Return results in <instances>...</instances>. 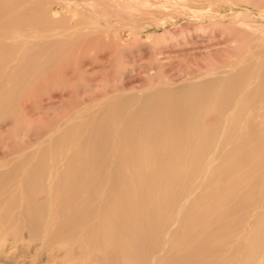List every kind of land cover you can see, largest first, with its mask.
<instances>
[{"label": "bare ground", "instance_id": "bare-ground-1", "mask_svg": "<svg viewBox=\"0 0 264 264\" xmlns=\"http://www.w3.org/2000/svg\"><path fill=\"white\" fill-rule=\"evenodd\" d=\"M175 1L0 0V248L27 229L64 264L98 241L139 264L231 242L238 264H264V19ZM182 17L196 26L168 31ZM241 189L232 224L218 206Z\"/></svg>", "mask_w": 264, "mask_h": 264}, {"label": "rangeland", "instance_id": "rangeland-1", "mask_svg": "<svg viewBox=\"0 0 264 264\" xmlns=\"http://www.w3.org/2000/svg\"><path fill=\"white\" fill-rule=\"evenodd\" d=\"M136 1V0H134ZM219 0H214L215 4L218 3ZM253 1V2H252ZM259 0H231L233 7H226V6H218V5H213L215 7H207V6H203V5H198L196 3L187 1V0H180V1H175L174 3L178 4L180 7H185L188 8L192 11H203L206 10V13H213L214 14H219V15H227L228 13H233L234 11H239V10H244L247 11L248 13H251L252 15H254L258 20L262 21L264 19V0H261L259 2H257ZM241 2V3H239ZM243 2V3H242ZM245 3V4H244ZM258 5H257V4ZM260 3V4H259ZM129 5H132L130 3H128ZM126 6H129V5ZM255 4V5H254ZM109 5H113L111 7H114V4H110ZM124 5V4H123ZM122 5V7H123ZM124 5V6H125ZM126 6L124 8H126ZM100 10H102V5H99ZM99 7H96L98 10ZM144 7V6H143ZM128 8V7H127ZM144 9V8H142ZM63 10V9H62ZM60 10V11H62ZM122 11H118V12H122V14H124L123 16H125V19H129L128 17H130L128 14L129 13H135L140 10L134 11L132 12V10H130L129 8L127 10H129L127 12L126 9H121ZM126 10V11H125ZM154 10V9H153ZM157 9H155L156 11ZM167 10V9H164ZM169 11H163V8H158L157 12L162 15V16H166V15H174L176 12L175 10L173 11L172 9H168ZM162 11V12H161ZM149 13V11H148ZM121 14V16H122ZM74 16V15H73ZM79 17L86 19L88 18V16L85 13H79ZM122 19H124L123 17H121ZM121 21V19H120ZM193 20H189L187 21L184 17L182 18H178V23L176 25H172L170 24L168 26V31H176L177 33H182L184 34L185 30L187 27L188 29H192L194 26H196V24ZM209 22L207 21L205 24H208ZM185 24V25H184ZM187 24V25H186ZM228 22L225 20H219L216 21L215 23L210 24V26L212 27H216L217 29H224L226 28V34L223 35L224 37H222V35L217 31L215 33V37L214 39L217 40L216 44L223 43L220 47L224 46V42L222 41V38H227L228 37ZM190 26V27H189ZM172 28V29H171ZM215 28V29H216ZM181 29L182 32H181ZM180 30V31H179ZM219 35V36H218ZM226 36V37H225ZM220 38L216 39V38ZM223 39V40H224ZM222 41V42H221ZM218 46V45H216ZM219 47V46H218ZM34 100V104L33 107L31 108V114L27 115L26 118L25 116L22 118V120L18 121L17 124L14 126L15 129L17 130H25L27 129V122L25 123V121H30V118H33L32 114H36L37 112H39L41 110V107L39 106L38 102L39 98L38 96L33 98ZM45 110L47 113H49V115H52L54 112H57V109L53 108V109H43ZM35 117V116H34ZM29 126V125H28ZM9 128V127H7ZM220 186L223 184H219ZM213 190V189H212ZM244 190H238L237 192H235V197L234 199H228V203L224 204V205H219L218 209L219 210H223L224 207L227 208L228 210H232L235 208V211H233V213H229V215L226 216V219H228V222H231L232 224H238L239 221H241L242 219H244V212H243V208H242V194H243ZM237 196V197H236ZM39 202H43V199L41 197H39ZM229 205V206H228ZM222 206V207H221ZM97 219H94L89 221V222H85L81 229L79 230L80 233H82L84 230H86L89 226L92 225H97ZM26 235V236H25ZM46 237V238H45ZM22 239L20 242H18V245L13 244V240L12 237L7 236L2 242H1V248H0V264H64L62 261V257H58V256H53L50 253L49 247L51 246V244L54 243V241H56V239L54 237L51 236H44L38 240H30L29 236H28V231L27 229L23 230V234H22ZM43 241H44V245H43ZM101 241H98L97 244V249L95 251V254L90 256L87 252L82 251V252H78V250L76 249L77 252L72 254V258L73 260L71 261L70 264H139V262H137V260L133 257H128L127 255H120V254H116V253H112L113 251H111L110 249L107 248H103L101 247ZM234 243H229L228 242V246L224 245V243L219 242L218 245L220 246V250L216 253L213 254V256L210 258V260H207V257H201L199 256V261H194L197 260L198 257H195L194 260L192 261H186V262H179V263H175V262H167L165 264H221V262H226L228 260V263H237L239 261H237L236 259L239 258L240 260V256L241 254L243 255L245 253V250L242 248L241 253L237 254V255H233L232 251L234 250L233 245ZM217 245V246H218ZM43 246V247H42ZM77 247V246H76ZM228 247V248H227ZM6 248V249H5ZM23 250V251H22ZM39 250V251H38ZM241 255V256H242ZM52 256V257H50ZM237 256V258H236ZM34 259V260H33ZM76 259V260H75ZM14 262H13V261ZM113 261V263H112ZM235 263V264H236Z\"/></svg>", "mask_w": 264, "mask_h": 264}, {"label": "crops", "instance_id": "crops-1", "mask_svg": "<svg viewBox=\"0 0 264 264\" xmlns=\"http://www.w3.org/2000/svg\"><path fill=\"white\" fill-rule=\"evenodd\" d=\"M199 1H202V0H199ZM209 1L212 2V3L214 2V0H203V2H209ZM220 1H222V0H219L218 3H217L216 5H218V6H220V7L225 6V5H222ZM226 1H228V0H226ZM214 3H215V2H214Z\"/></svg>", "mask_w": 264, "mask_h": 264}]
</instances>
